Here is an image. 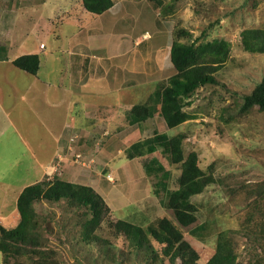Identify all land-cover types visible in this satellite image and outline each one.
Returning <instances> with one entry per match:
<instances>
[{
  "label": "rangeland",
  "instance_id": "374dc122",
  "mask_svg": "<svg viewBox=\"0 0 264 264\" xmlns=\"http://www.w3.org/2000/svg\"><path fill=\"white\" fill-rule=\"evenodd\" d=\"M112 1L107 12L94 14L84 9L82 0H0V28L11 23L13 33L26 40L41 34V29L47 31L39 40L46 46V55L51 50L52 59L50 63L43 60L40 78L53 82L72 78L70 60L74 56L69 58L68 54L71 43L81 54V60L85 58L92 69L88 79L85 77L90 68L79 70L77 79L88 82L105 78L106 87L101 89L106 91V96L93 93L86 102L106 100L116 104L118 101L114 111L123 107L122 119L118 117L116 121L118 126L122 124L123 131L120 135L109 133L100 141L109 138L108 150L112 155L118 152L113 168L121 169L119 158L125 161L124 149L133 142L156 134H164L166 138L182 135L183 156L196 153L201 173L212 180L191 197L195 208L193 223L179 225L165 203L168 194L181 186V163H171L162 147H157V151L143 159L148 161L145 165L148 170L139 180L144 179L145 183L136 180L135 188L130 187L141 191H134L137 197L145 196L137 204L125 205L123 210L110 204L115 209L109 210L87 236L84 226L89 212L75 201L39 197L21 200L23 206L19 209L17 199L12 213L0 216V264L6 260L9 264H181L175 259L178 242L161 245L151 238L152 230L163 233L158 228L163 219L181 233L178 241L184 240L196 250L197 264H205L214 254L221 232L234 249L236 264H264V110L258 106L244 107L241 97L264 76V53L244 50L240 36L243 29L264 30V0ZM39 40H33V49H37ZM213 40L226 44L227 55L223 61L214 62L217 83L200 86L192 94L190 105L184 109L188 114L186 120L169 127L156 105L154 115L143 121V125L128 123L126 114L131 104L151 103V96L158 97L176 73L170 56L173 42L199 44ZM63 49L65 52L61 53ZM48 65L51 71L46 73ZM121 82L124 91L119 88ZM43 88L52 108L35 115L39 120L48 118L51 123L53 119L54 127L58 119L62 127V122L67 120L64 114L72 113L66 103L67 96L62 95L66 84ZM86 89L100 88L92 85ZM119 90L124 94L123 102ZM76 112L83 113L77 109ZM9 134H12L10 130L0 133V180L5 178L12 183L35 174V168L28 166L27 154L36 151L46 156V152L32 148L34 143L29 144L31 151L19 150L15 145L18 150H6L4 139ZM70 151L74 152L75 163L86 162L79 152L82 150L74 151L72 147ZM76 154L80 157L76 158ZM17 157H20L17 163L27 168L21 175H8L11 167L6 166ZM93 167L91 163V171L95 172ZM20 169L16 167L12 172L16 174ZM128 175V179L123 176L120 181L113 177L112 185L120 190L122 185L118 184L123 183L129 188L134 173ZM54 176L67 178L62 171L59 174L56 171ZM52 177L44 179L43 191L52 183ZM118 219L141 226L152 248H136L128 237L116 233L113 223Z\"/></svg>",
  "mask_w": 264,
  "mask_h": 264
},
{
  "label": "crops",
  "instance_id": "0c3cea01",
  "mask_svg": "<svg viewBox=\"0 0 264 264\" xmlns=\"http://www.w3.org/2000/svg\"><path fill=\"white\" fill-rule=\"evenodd\" d=\"M18 18H20V16H18ZM12 26L11 23L7 22L0 28V40L3 41H0V123L2 122V125H0V133L5 130H10L14 135L9 134L8 138L4 139V147L6 150H13L18 147L19 150L31 151L33 150L32 148L35 150L37 148V150L46 152V156L37 154L36 151H34L35 154L30 153L26 155V158L29 156L28 166L35 168L34 175L12 183L5 181V178L0 180V216L12 213L13 208H16L18 196L25 187L44 181L45 178L50 179L56 171L58 174L62 171V174L66 175L67 178L65 179L63 177V180L85 185L98 193L110 210H114V206H118L117 208L123 210L125 205L128 207V204L130 203L137 204L145 195L137 197L136 192L141 193V191H136L133 188L136 186V180L145 183L144 179H139L142 175H147L148 169L145 165H148V161L143 159L150 155L147 154L145 156H133L129 158L125 151L130 146L128 145L124 149L125 154L123 157L125 161L119 158V161L122 163L121 169L116 167L113 168L118 161L116 159L118 152L112 155L108 150L110 146L109 143L111 142L109 141V138L102 143L100 141L101 138L106 137L109 133H112L113 135L119 133L118 135H120L123 131L122 124L120 127L116 122L118 117L120 120L122 119L123 107L120 106V110L116 109L114 111L116 105L119 104L118 101H116V104L109 103L106 100L98 103L92 101L86 102L91 99L93 93H97L100 97L103 95L106 96V91L101 89L102 86L106 87L107 82L105 81V78H99V80L95 81L90 79L88 82L80 80L79 78L77 79L80 74L79 70H82L83 68L85 69L86 67L88 69L90 68L85 77V79H88L89 71L91 73L92 69L91 66L87 64L85 58L81 60V54L75 51L76 46L73 43H71V46L68 48L69 58L74 56V58L70 60V66L73 69L71 73L72 78L68 77V79L66 78V81L59 78L58 82L40 78L39 74L41 72V67L45 65V62L50 63V60L52 59L51 50L47 51L50 54L46 55V46L41 40H39L41 38L39 36H44L47 34V31L41 29V34L37 31L36 34H39L38 36L31 40H26L23 37L21 38L20 36H17L18 34L15 35L12 31ZM34 39L35 41L37 39L39 40L37 49H33ZM64 52L65 49H63L61 53ZM11 53L12 55H10ZM26 54L38 55L39 67L36 74L27 73L13 65L12 61L15 58ZM80 61H82V64L79 63ZM2 66L10 67L11 70L1 68ZM49 66L50 65L47 66L46 73L51 71ZM101 71L102 68L100 67L99 74ZM22 73L30 74L34 76L35 79H28ZM56 84H58V86ZM65 84L66 90L62 89V95L67 96L66 103L69 110L72 109V113L69 114L68 111V113L64 114L63 118H67V120L62 122V127L59 126L58 119L55 122V127L53 119L52 123L48 118L39 120L35 113H46L45 111H48V108H52L45 99V89L43 87H62ZM92 85L97 86L100 89L98 91L86 89L88 86L91 87ZM122 85L123 82L120 83L119 88L122 87ZM120 89L123 90V88ZM119 92V97L123 102L124 94H121L120 90ZM59 102L61 101L59 100ZM132 104L131 107L135 105ZM130 108L127 110L126 114L128 123L131 125L141 124L143 121L136 123L128 119ZM76 109L78 111H83V113H77ZM53 114L56 115L54 112ZM56 118H59V116L56 115ZM143 124L144 123H142V125ZM115 140L116 139H114L113 142ZM33 143L34 146L32 148L29 147V144ZM72 147L74 151L77 149L82 150L79 152L83 154V158L86 162L84 161L83 164L75 163L73 160L74 152H69V149H72ZM119 151L121 150L119 149ZM109 156L111 161L109 160ZM30 159L33 160L30 162ZM19 160L20 157H17L14 163L6 166V168L11 167V170L7 173L8 175L16 176L23 174L24 168H27V166L19 165V163H17ZM91 163H93V169L96 170L95 172L91 171ZM127 164H129V170L128 167L126 168ZM16 167L21 169L18 173L14 174L12 171ZM129 172L134 173V182L133 184H128L129 188L126 189V186H124L123 183L118 184L119 186L120 184L122 185L120 190L112 185L113 177L117 181L118 179L120 181L123 176L128 179ZM27 174L31 175L30 173ZM108 175L109 177H107ZM55 178L56 176H54V178L52 177V180ZM76 179H81L82 181L78 182ZM131 185H133V188H130ZM11 199L13 200L12 203L10 202ZM5 200H7V203H5ZM9 202L11 203L10 205ZM110 204H113L114 206H111ZM126 213L127 211L124 215H126Z\"/></svg>",
  "mask_w": 264,
  "mask_h": 264
},
{
  "label": "trees",
  "instance_id": "16d2710c",
  "mask_svg": "<svg viewBox=\"0 0 264 264\" xmlns=\"http://www.w3.org/2000/svg\"><path fill=\"white\" fill-rule=\"evenodd\" d=\"M82 5L91 13L102 14L112 7L113 1L82 0ZM240 36L244 50L251 53H264L263 29H243ZM170 53L176 73L169 79L168 85L158 97L156 95L151 96V103L135 104L130 108L128 119L133 122L138 123L152 117L156 105L160 108V112L169 127L186 120L188 114L184 109L190 105V98L195 90L200 86L217 83L214 77V62L223 61L227 55V47L224 42L218 40L199 44L194 41L189 44L175 41L171 46ZM12 63L27 73L36 74L39 58L37 54H26L18 56ZM241 97L244 107L258 106L259 109L264 110V76L248 94H243ZM182 138V135L166 138L164 134H156L154 137L130 144L125 151L126 155L131 158L153 153L157 151V147H162L161 151L163 150L169 156L171 163H181V186L168 194L165 205L172 209L175 222L186 226L194 221L195 208H193L191 197L198 194L212 178L201 173L197 165L196 153L191 152L186 158L183 156ZM43 185L44 181H41L25 187L18 196L17 206L19 209L23 206L21 200L30 201L39 197L53 201L60 199L75 201L89 212V217L84 226L85 236L95 230L109 213L110 209L103 198L87 186L73 185L60 178H55L44 191L42 190ZM113 228L116 233L128 237L136 248H152L149 237L141 226L118 219L113 223ZM158 228L163 233L152 230L150 232L151 238L161 245L178 242L179 253L175 259L178 258L181 264H197L196 250L188 242L178 241L181 239V233L172 223L163 219L158 224ZM235 258L234 249L227 243L226 237L221 232L218 235L215 252L205 264H236ZM4 264H9V261L6 260Z\"/></svg>",
  "mask_w": 264,
  "mask_h": 264
},
{
  "label": "built area",
  "instance_id": "2783aa9c",
  "mask_svg": "<svg viewBox=\"0 0 264 264\" xmlns=\"http://www.w3.org/2000/svg\"><path fill=\"white\" fill-rule=\"evenodd\" d=\"M75 157H76V158H79V157H80V154H76ZM107 177H109V175H108Z\"/></svg>",
  "mask_w": 264,
  "mask_h": 264
},
{
  "label": "bare ground",
  "instance_id": "6f19581e",
  "mask_svg": "<svg viewBox=\"0 0 264 264\" xmlns=\"http://www.w3.org/2000/svg\"><path fill=\"white\" fill-rule=\"evenodd\" d=\"M198 39V38H197ZM195 41V40H194ZM169 47V46H168ZM192 47V46H191ZM187 98V97H186ZM129 138V137H128ZM127 140V139H126ZM131 140V139H130ZM84 143V142H83ZM125 147V146H124ZM59 150V149H58Z\"/></svg>",
  "mask_w": 264,
  "mask_h": 264
}]
</instances>
